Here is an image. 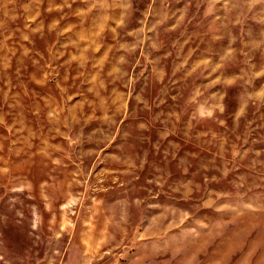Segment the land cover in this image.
Instances as JSON below:
<instances>
[{
  "label": "rangeland",
  "instance_id": "rangeland-1",
  "mask_svg": "<svg viewBox=\"0 0 264 264\" xmlns=\"http://www.w3.org/2000/svg\"><path fill=\"white\" fill-rule=\"evenodd\" d=\"M0 264H264V0H0Z\"/></svg>",
  "mask_w": 264,
  "mask_h": 264
}]
</instances>
